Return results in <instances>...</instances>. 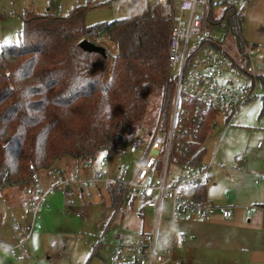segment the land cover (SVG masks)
<instances>
[{
    "label": "trees",
    "instance_id": "trees-1",
    "mask_svg": "<svg viewBox=\"0 0 264 264\" xmlns=\"http://www.w3.org/2000/svg\"><path fill=\"white\" fill-rule=\"evenodd\" d=\"M116 3L118 10H128V16L93 26L85 24L84 8L65 17L26 12L20 40L2 47L1 191L37 189L30 166L38 173L67 158L87 164L101 153L117 151L119 135L146 114L145 85L166 86L170 21L161 16L152 0ZM219 12L221 21L228 24L230 41L240 51L251 48L243 35L244 14L225 2ZM215 14L210 11L208 17L214 19ZM97 39L116 45L118 58L113 61L107 54L80 48L85 40L97 45ZM232 48L228 43L227 50ZM259 83L264 86V75L259 76ZM216 116L208 117L192 142L196 168L202 164L204 143L216 126ZM107 189L115 210L126 187L114 184ZM189 196L208 202L206 185L196 186ZM135 203L133 200L130 207ZM144 209L149 208L141 207L140 216L144 217Z\"/></svg>",
    "mask_w": 264,
    "mask_h": 264
},
{
    "label": "built area",
    "instance_id": "built-area-1",
    "mask_svg": "<svg viewBox=\"0 0 264 264\" xmlns=\"http://www.w3.org/2000/svg\"><path fill=\"white\" fill-rule=\"evenodd\" d=\"M91 1L116 3L118 0ZM152 1L158 5L161 16L170 21L167 83L159 118L154 131L149 134L150 140L134 145L141 159L133 161L137 166L131 175L126 170L111 176L108 161L104 159L93 170L91 178L84 182L90 187L99 183L126 187L115 216L125 214V205L130 206L133 200L139 201L140 207L156 210L154 230L151 233L141 231L135 245H120L115 259L135 264H182L174 259L175 231L172 230L168 237L159 232L163 204L165 201L171 203V226L186 216L208 219L217 210L227 219L233 216L230 208H215L208 202L190 198L193 188L211 181L210 164L193 166L192 142L212 113L218 115L215 123L219 115H224L229 125L241 106L257 96L259 74L253 62L254 59L264 61V54L250 47L240 51L230 41L228 24L221 21L219 0ZM248 2L236 0L225 4L242 13ZM210 11L216 13L214 19L208 17ZM96 42L111 60L118 58L120 52L116 45L103 39ZM229 42L233 47L231 52L227 50ZM170 165L183 166L187 174L169 179ZM30 169L37 189L27 188L28 199L22 203L23 218L30 216L31 220L15 226L20 249L31 235L35 220L40 218V207L49 199L51 190L41 189L42 180L52 179L57 186L71 184V179L62 178L57 166L38 173L33 166ZM179 238L181 242L187 239L184 234ZM0 249L9 247L0 241Z\"/></svg>",
    "mask_w": 264,
    "mask_h": 264
},
{
    "label": "rangeland",
    "instance_id": "rangeland-1",
    "mask_svg": "<svg viewBox=\"0 0 264 264\" xmlns=\"http://www.w3.org/2000/svg\"><path fill=\"white\" fill-rule=\"evenodd\" d=\"M95 4L98 3L91 0H0V24L6 39L0 42V53L4 45L17 43L20 40L23 16L26 12L37 15L50 13L65 17L76 8H84L87 26L111 23L128 16V10H118L117 3L102 5L99 8L89 6ZM248 7L249 5L242 11L245 18ZM252 21V18H248L244 29L245 27L251 29ZM248 32L246 29V34ZM250 32L253 35L252 31ZM250 43L255 52L264 53L262 44L251 40ZM228 51L231 52L232 49ZM253 64L258 76L263 75L264 61L254 59ZM110 68L112 70V67ZM145 89L146 114L119 135L117 151L99 154L95 161L87 163L88 166L82 162H76V165L75 161L63 163L61 165L63 169L60 168L59 172L62 173L64 180L71 179L70 191H67V187L63 185L61 187L55 185L52 179H47L49 182L46 178L42 180L41 189L51 190L49 201L40 207V218L35 220L34 229L24 248L18 247L20 239L17 238L15 226L17 223L26 224L31 220L30 216L23 218L22 203L28 199L26 190L17 188L0 190V241L5 242L9 247V249H0V264H135L122 263L115 259L118 247L122 244L135 245L141 231L145 232L150 227L154 230L156 224L154 212L147 209L144 217L140 216V202L137 201L133 208L125 205V214L115 216L108 185L99 183L90 187L88 182L84 181L91 178L92 169H96L104 159L108 161L111 176L126 170L131 175L135 170L137 165L133 164V161L139 162L141 157L134 145H138L137 142L140 141L150 140L149 134L154 131L165 97V87L163 89L148 84L145 85ZM263 98L264 88L260 84L257 96L241 106L232 116L229 125L225 124V116L218 117L216 126L204 143L206 153L202 166L209 165L222 154L244 159L246 156L244 152L257 137L254 132H261L258 141L264 136ZM260 164L264 166V157ZM74 167L76 171L78 170L77 174H72ZM169 172V179L187 174L183 166L170 165ZM234 180L236 182L238 179L234 177ZM231 187L233 185L225 183L221 185L220 190L226 195L227 189ZM168 205V201L163 204L160 231L170 225L166 215ZM125 237L127 240L124 239Z\"/></svg>",
    "mask_w": 264,
    "mask_h": 264
},
{
    "label": "crops",
    "instance_id": "crops-1",
    "mask_svg": "<svg viewBox=\"0 0 264 264\" xmlns=\"http://www.w3.org/2000/svg\"><path fill=\"white\" fill-rule=\"evenodd\" d=\"M248 5L244 24L248 18L253 21L251 29H244L243 24L244 38L250 45L251 40L264 46V0H249ZM246 29L249 31L247 34ZM2 31L0 24V42L6 41ZM254 133L257 137L244 152V159L222 154L210 163L211 181L206 185V199L215 208H230L233 211L230 219L217 210L208 219L186 216L170 227L172 210L169 202L166 215L170 225L162 231L159 229V232L168 237L172 230L175 231L174 259L182 264H264V166L260 164L264 157L261 156L264 154V136L258 141L261 132ZM64 160L57 165L59 169L66 161H75ZM74 163L77 165L76 161ZM74 169L72 174H77L78 170ZM234 177L238 179L236 182ZM225 183L233 185L227 189L226 195L220 190ZM146 210H143V215ZM149 210L156 216L155 209ZM152 230L150 227L145 233ZM181 234L186 235L185 242L180 241Z\"/></svg>",
    "mask_w": 264,
    "mask_h": 264
},
{
    "label": "water",
    "instance_id": "water-1",
    "mask_svg": "<svg viewBox=\"0 0 264 264\" xmlns=\"http://www.w3.org/2000/svg\"><path fill=\"white\" fill-rule=\"evenodd\" d=\"M80 48L83 49L86 52H96V53H100L105 55V50L102 47H99L97 45H94L92 43H90L89 41L85 40L83 42L80 43ZM155 154H157V152H154Z\"/></svg>",
    "mask_w": 264,
    "mask_h": 264
}]
</instances>
